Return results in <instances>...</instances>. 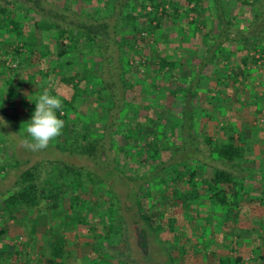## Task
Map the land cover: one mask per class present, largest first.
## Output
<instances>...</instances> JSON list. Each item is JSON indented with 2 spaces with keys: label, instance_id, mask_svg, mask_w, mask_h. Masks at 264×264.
<instances>
[{
  "label": "trees",
  "instance_id": "obj_1",
  "mask_svg": "<svg viewBox=\"0 0 264 264\" xmlns=\"http://www.w3.org/2000/svg\"><path fill=\"white\" fill-rule=\"evenodd\" d=\"M238 1L255 7V13L253 18H246L241 29L235 30L229 19H225V4L220 0L213 2L219 24L217 36L206 55L199 59L194 78H189V74L184 73L186 89L176 98L180 107V122L177 124L180 128V147L172 153L171 163H158L145 176L137 177L125 168L132 150H135L133 146L144 129L137 112L139 106L130 99L129 90L133 86L127 78L132 69L128 51L138 48L137 35L143 37L152 27H159L164 17L170 16L165 1L104 0L103 6L96 4L92 7H82L83 2L94 4L96 0H0V81L4 87L11 88L13 69L20 70L27 66L34 69L27 74L26 80L37 77L43 83L53 82L50 83L49 92L58 95L62 100L63 107L57 110V116L65 122L62 134L52 143L55 150L63 152L64 155L85 158L95 165V168L86 165L74 166L69 161L65 164L64 159L54 157L47 161L53 166L57 164V172H52L55 175L52 180L50 179L53 175L50 172L47 173L48 179L44 180L41 165H32L22 171L13 188L3 195L6 216L10 220L21 222L25 228L27 219L35 220L30 227L33 229L38 222V216L47 213L42 207L44 201L52 216L64 214V189L74 192L69 197L68 209H64L67 211L78 208V192L88 184L96 188L101 185L108 190L107 199L113 200L110 207L114 205L119 211L114 209L115 217L121 218L119 205L122 193L114 189L115 184L113 187L111 185L116 178H122L120 184L129 200L127 184L135 187V204L130 202L137 208L140 219L154 229L157 236L162 228L152 225L151 218L146 215V204L142 205L138 200L148 194L143 184L150 185L156 178L163 186L172 181V185L166 186V189L172 192L171 201L157 200L152 204H162L160 211L169 214V223L175 221L174 206L180 207L183 212H189L194 205L202 203H208L213 214H220H215L219 220L221 215L226 219L237 216L242 208L240 196L243 183L252 175V170L243 164L253 160V144L246 138V133L228 119L219 122L222 136L213 139L203 131L205 134L201 139L196 134L200 118L196 116L195 104L198 93L206 95L199 88L202 85L200 77H207L206 69L213 65L231 43L245 41L246 45L240 52L242 56L238 66L230 69L226 67L225 72H215L213 78L216 84L210 86L214 90L213 95L210 94L213 101H219V96L225 89L229 92H239L236 83L239 82V77L247 79L252 66H261L264 72V0L259 6L250 4L248 0ZM171 7L173 13L178 12L177 4L172 3ZM12 35L16 39L5 45L4 40ZM257 42H260L261 65L258 64L259 59L251 55L252 51H257ZM225 58L228 60L229 56ZM11 63L14 68L10 66ZM177 63L176 59L160 57L157 68L161 73L166 69H174ZM54 75L61 84L72 86L73 92L69 97L61 95L57 88L54 89L57 86ZM11 90L12 93H9L8 88L0 90V101L9 97L13 99L16 93H20L17 87ZM165 91L167 90L163 93ZM255 105L261 107L260 103ZM11 108H14L13 104L9 109ZM220 108L221 106L215 104L205 111L207 113L209 109ZM0 116L10 123L7 125L8 122L0 120V136L5 137L8 146L13 150L11 153L15 164L12 167H17L22 162L16 158L14 142L10 139L13 134V131H10L13 120L1 103ZM21 118V123L18 120L15 122L17 130L23 125ZM66 127L68 131L65 130ZM22 137L19 134V138L23 139ZM150 139L145 145L139 144L138 151L135 150L133 161H138V166L147 165L148 161H155L161 156L158 136ZM182 180L187 188L176 186ZM115 200L119 205H115ZM88 216L90 214L86 213L85 217ZM85 217L80 216L76 221L81 225L84 223L89 235L94 237L97 227L91 224L88 228V218ZM29 232L31 234L33 231ZM6 233V227L0 229V241ZM58 233L53 227L45 233L44 256L41 257L43 261L37 262L38 264H61L66 260L64 239H52V236ZM105 239L107 241L108 237ZM112 247L109 242L100 249L101 257L102 253L107 251L106 257L112 263L130 264L126 258L127 250L115 249L112 252ZM26 249L25 246L12 252L0 244V264L15 256H23L28 264H35L34 260L28 258L29 252ZM260 257L264 264V255ZM217 264H240V259L220 258Z\"/></svg>",
  "mask_w": 264,
  "mask_h": 264
},
{
  "label": "rangeland",
  "instance_id": "obj_2",
  "mask_svg": "<svg viewBox=\"0 0 264 264\" xmlns=\"http://www.w3.org/2000/svg\"><path fill=\"white\" fill-rule=\"evenodd\" d=\"M159 1H165L166 8L171 13L170 16L164 17L159 27H152L150 32L143 34V37L137 35L138 48L128 51L132 69L127 78L133 86L129 90L130 99L139 106L137 112H139L140 121L144 124V129L133 148L138 151L139 144L145 145L154 136H158L160 141V158L148 161L147 165L142 167L138 166V161H133L135 150H132L125 168L126 171L137 177L145 176L158 163L170 164L172 153L180 147V128L177 125L180 122L178 112L180 107L176 103V98L186 89L183 78L186 74L184 73H188L189 78H194L199 59L206 55L209 46L214 42L213 39L217 36L219 26L214 0ZM220 1L225 4V19H229L230 24L234 26L233 30L241 29L246 18H253L255 13L253 8L255 7L238 0ZM248 1L255 6H259L263 2V0L260 2ZM172 3L178 5L177 13L172 12ZM96 4L103 6L104 0H96L94 4L83 2L82 7L86 5L92 7ZM245 28L246 26H244V30ZM14 39H16L14 35L11 38L8 36L4 40L5 45ZM245 43V41H238L226 46L224 53L219 55L213 65L206 69L207 77H200L202 85L199 88L204 94L209 95L198 93L195 104L196 116L200 118L196 134L201 139L205 133L213 139L222 136L219 122L228 119L237 124L253 144V160L243 164L252 170V175L243 183V192L240 196L242 208L237 216L226 219L224 215H221L219 220L216 215L220 214H213L209 204L202 203L194 205L189 212H183L180 207L174 206L175 221L169 223V214L160 211L162 204L156 206L152 204L157 200L171 201L172 192L167 190L166 186L172 185V181L163 186L156 178L150 185L143 184L147 190L146 194H148L145 197H139L138 200L142 205L146 204L147 213H145L151 218L152 225L162 228L157 236L154 229L152 230L140 219L137 208L133 207L131 203L134 201L135 187L132 184H127L129 200L120 184L122 178H116L112 179L111 185L113 187L115 184L114 189L118 193H122L120 205L115 200V205L117 203L120 206L121 218L115 217V210L119 212L117 208H114V205L110 207L113 200L107 199L108 190L101 185L96 188L86 184L78 192L80 201L76 209L64 210L68 209L69 197L74 193L64 189L62 197L65 202L64 214L52 216L44 201L42 207L47 213L38 216V222L33 229L30 227L33 222L35 223V220L27 219V224H25L27 229L21 225V222L10 220L6 216L2 198L10 188H13L16 178L22 171L32 165L39 164L42 167L43 178L47 180V173L50 172L53 175L52 172L56 171L57 164L53 166L47 162L54 157L64 159L65 164L69 161L74 166L86 165L95 168V165L85 158L64 155L63 152L55 150L53 142L48 148L39 152H32L22 145L23 139H30L26 133V127L35 111V102L45 89L50 90V83H53L50 81L43 83L37 77L26 80L27 74L34 68L24 66L20 70L13 69L14 71L11 72L12 87L7 86L10 90L9 93H12L13 87L15 89L17 87L20 93L18 95L16 93V97L14 96L13 99H10L8 95L9 98L0 101L7 108L10 119L13 120L10 131H13L11 133H13L12 138L14 139H10L14 142L16 158L22 162L17 167H12L15 164L11 153L13 150L8 146L5 137L0 136V229L3 227L7 229L0 244L7 251L12 252L26 246V250L29 252L28 258L34 260L39 255L44 256L42 246H37L34 242L46 243L45 233L50 230L52 224L57 222L60 227L59 233L52 236V239L63 238L67 252L66 260L61 264H114L106 257L107 251L102 253L104 257L100 255V249H103L109 242L113 246L112 252L115 249L128 251L126 258L130 264H217L220 258L225 257H239L240 264H262L260 257L264 255V170H262L264 167V72L262 67L252 66L246 80L239 77V82L236 83L239 92L235 93V90L229 92L225 89L226 92L224 91L219 96V101H213L210 96L214 91L210 86L216 84L213 78L215 72L218 70L225 72L226 67L230 69L238 66L242 56L240 52L246 45ZM259 45L260 42H257V51H252L251 55L258 58V64L261 65ZM227 55L229 56L228 60L225 58ZM160 57L176 59L178 63L174 69H166L160 73L157 68ZM10 66L14 68L12 63ZM53 79L57 83L54 89L57 88L61 95L69 97L72 94L71 85L61 84L55 75ZM164 90L167 91L163 93ZM255 103H260L261 107H256ZM10 104H13L14 108L9 109ZM215 104L221 106L220 111L209 109L206 113L205 109ZM98 109L101 110L100 107ZM20 118L23 119V125L21 124L22 126L17 130L15 122L18 120L21 123ZM6 122H8L7 125H10L9 121ZM65 130L68 131L67 127ZM19 134L23 136V139L19 138ZM6 146H8V151ZM54 176L50 180L54 179ZM183 181H180L176 186L187 188ZM107 205L110 208L108 210L106 209ZM86 213L90 216L85 217ZM65 215L67 216L65 217ZM80 216L88 218L87 227L91 224L97 227L94 237L89 235L84 223L78 224L76 220ZM167 223L170 225L167 226ZM29 230L33 232L30 234ZM106 236L108 242L105 239ZM3 264L28 263L26 259H23V256H15L4 261Z\"/></svg>",
  "mask_w": 264,
  "mask_h": 264
},
{
  "label": "clouds",
  "instance_id": "obj_3",
  "mask_svg": "<svg viewBox=\"0 0 264 264\" xmlns=\"http://www.w3.org/2000/svg\"><path fill=\"white\" fill-rule=\"evenodd\" d=\"M62 100L45 89L35 102V111L27 123L26 133L30 139L21 141L22 145L32 152H39L49 147L62 134L64 121L57 116L62 109ZM0 120L4 118L0 116ZM4 123H6L4 121Z\"/></svg>",
  "mask_w": 264,
  "mask_h": 264
},
{
  "label": "crops",
  "instance_id": "obj_4",
  "mask_svg": "<svg viewBox=\"0 0 264 264\" xmlns=\"http://www.w3.org/2000/svg\"><path fill=\"white\" fill-rule=\"evenodd\" d=\"M221 2V1H220ZM232 36H234V34H232ZM5 90V89H7V86L6 87H4V85H3V82L2 81H0V90ZM6 93V92H5ZM0 97H1V95H0ZM12 104H10V106H11ZM51 227H54V230H57V231H59V229H60V227H59V224L56 222V223H54V224H52L51 225ZM57 227H59V229L57 228ZM52 240V239H51ZM35 243V245L37 244V246H42V248H43V246H44V242L43 243H41V244H39L38 243V241L37 242H34ZM41 257H43L42 255L40 256L39 255V257L37 258H34V261L33 262H35V264L37 263V262H41V261H43V260H41ZM39 262V263H40ZM38 264V263H37Z\"/></svg>",
  "mask_w": 264,
  "mask_h": 264
},
{
  "label": "built area",
  "instance_id": "obj_5",
  "mask_svg": "<svg viewBox=\"0 0 264 264\" xmlns=\"http://www.w3.org/2000/svg\"><path fill=\"white\" fill-rule=\"evenodd\" d=\"M148 10L150 11V10H151V8L149 7V8H148Z\"/></svg>",
  "mask_w": 264,
  "mask_h": 264
}]
</instances>
